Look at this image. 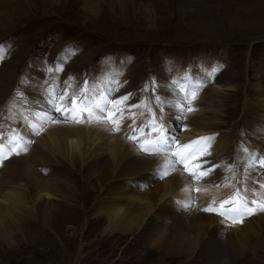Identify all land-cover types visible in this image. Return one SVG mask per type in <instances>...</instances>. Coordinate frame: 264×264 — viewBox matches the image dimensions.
<instances>
[{
  "label": "rangeland",
  "instance_id": "374dc122",
  "mask_svg": "<svg viewBox=\"0 0 264 264\" xmlns=\"http://www.w3.org/2000/svg\"><path fill=\"white\" fill-rule=\"evenodd\" d=\"M124 1L125 6L119 10L114 8L109 11L108 7H102L98 16L85 15L80 8L81 3L77 0H65L61 5L50 9L53 13L50 15H48L50 12L45 11L48 9L41 10V6L36 3L32 15L29 9H25L29 16L23 17L20 14L14 16L11 20L12 28L6 32H0V48L4 51L0 68L7 69L9 73L5 83L8 84L6 92H10L11 96L17 93L31 95L28 92L31 89L28 72L31 71L30 63L33 61L30 60H33L35 56L41 57L40 62L65 59L64 50L78 46L77 50L66 58V71L61 73L66 77L64 80H67L69 76L74 77L75 88V86H81L86 77L91 76L92 69L99 72L111 71L114 74L122 70L125 81L122 84L124 89L120 91L132 93L134 96L130 99L131 101L129 100V105L140 103L144 100V93H147V98L152 104V112L161 123L164 112L156 106L151 90L152 82L159 81L161 87L155 94L161 95L160 80L164 73L177 77L178 74L188 71L200 73L204 68L210 67L212 74L206 82L201 83L200 92L209 90L211 80L214 84L218 80L220 86L223 85L224 80L232 81V87L223 88L226 99L222 104L221 124L207 131L206 134L225 135L224 137L228 139L226 152L229 153L231 149L236 150L242 157L236 160L239 165L241 161L251 160V145H256V137L254 134L245 132V127L251 125L255 117L253 113L256 109V98L249 90L252 74L264 87V0H190L192 3H182L181 6L178 0H153L154 10L151 13L134 9L129 0ZM80 59L85 61L81 67H78L75 63ZM33 64L36 68L41 67L39 64ZM34 71L36 70L32 68V72ZM94 73L98 72L94 71ZM47 76L49 74L43 77L44 84H39V92L45 91L49 85L60 84L56 77L48 79ZM259 76L263 77L259 78ZM20 83L23 85L21 86ZM184 85L180 84V86ZM170 87L176 86L171 83ZM146 88L149 89L148 92L145 91ZM11 89L16 93H11ZM56 91H62V89L57 87ZM246 95L250 98L248 100H251L252 107L250 105L246 107L247 104L244 102ZM6 97L7 95L0 98L6 101L0 108V133L3 135L13 127L14 123L7 118L11 107L7 105L9 98ZM131 110L135 117L140 118L141 123L153 119L148 116L150 112L146 107ZM125 113L127 114V107ZM54 116L59 120L64 115L54 113ZM182 125L181 122L179 126L182 127ZM172 129L177 130L174 127ZM42 134L43 131L40 130L37 137ZM173 136L179 139L180 133H174ZM8 138L15 142L10 136ZM30 144L32 146L34 142ZM4 146L7 154L9 151L12 152L10 157L0 162V167L6 169L13 158L16 160L21 158H15L18 154L14 153L15 148H11L12 145L4 144ZM244 148L249 149V154H243ZM259 152H264V148L259 149ZM223 161L230 166L233 163L231 159ZM223 161L219 162V166ZM64 163L60 165L61 169L66 170L62 178L70 180V188H64V191H71V185H73L82 193L87 186L86 180L81 173L76 172V167ZM102 167L103 165L101 170ZM49 174L57 175L51 172ZM220 176L221 174L218 173L215 178L219 180ZM231 181L232 179L221 183L230 187L235 185L230 184ZM159 182L156 183L159 184ZM110 183L108 181V184ZM239 183L237 182L236 185ZM134 186L139 192L151 190V188L145 190L139 184ZM193 186L194 183L188 190L189 195H178L173 200H166V203L172 205L170 207L173 209L187 204L188 208L184 207L186 211L201 213L202 208L206 209L210 206L208 204L220 205L228 197L212 194L205 198L204 189ZM243 188L239 191L244 192V201L250 207L256 208V205L251 204L252 200L264 202L262 191L260 193L261 189L245 191ZM193 189H199L200 194H197L199 198L197 200L192 199L196 192ZM83 197L77 196L81 204L79 207H74V202L62 204L61 208H65L66 211L53 216L48 229L34 223V220H23L19 233L13 231L9 241L0 242V264L263 263V258H260L262 256L246 251L234 255L233 250L228 249L225 251L224 258L210 259L202 250L195 251L189 257L164 256L150 249L138 236L133 240L128 235L118 232L111 236L104 233V222L98 221L99 216L91 210L94 202H97L95 195L89 194L86 200ZM195 205L197 207L192 210L191 208ZM255 215L264 216V211L256 208V211L246 218L250 219ZM228 254L231 255L229 258Z\"/></svg>",
  "mask_w": 264,
  "mask_h": 264
},
{
  "label": "bare ground",
  "instance_id": "6f19581e",
  "mask_svg": "<svg viewBox=\"0 0 264 264\" xmlns=\"http://www.w3.org/2000/svg\"><path fill=\"white\" fill-rule=\"evenodd\" d=\"M64 1L0 0V32H6L12 28L11 20L17 14L23 17L29 16V13L32 15L36 3L41 6V10L48 9L45 11L50 12ZM77 1L81 3L80 8L85 15L94 14L98 16L102 7H108V10L112 11L114 8L119 10L125 6L124 0ZM129 1L132 7H135L134 9L144 13H151L154 10L153 0H138L135 4L133 3L136 0ZM178 1L180 6L182 3H192L190 0ZM25 9H29V13ZM51 12L47 14H53ZM154 14H156L155 11ZM40 60L41 57L36 56L33 60L31 59L30 61L33 62L30 63V67L36 71L32 72L31 68V71L28 72L32 87L28 90L31 95L26 96H31L34 100H41L44 96L45 91L39 92V90L34 89L36 84H44L45 72L43 69H46L49 62H52H40ZM83 61L85 60L80 59L75 65L81 67ZM33 63L39 64L41 67L36 68ZM45 63L47 64L45 65ZM92 70L93 73L87 78L89 81L96 74H106L96 81L101 89H107L109 78L114 77L123 83L125 81L122 77V70L118 74L111 71ZM94 71L98 73H94ZM211 74L210 67H207L200 73L188 71L178 74L177 77L173 74L168 76L169 74L164 73L160 80L162 84L161 95L173 104L183 97L184 92L180 91L181 89L187 90L189 94L194 89H198L195 100L196 110L184 113L185 119L172 120L169 113L175 109L169 108L167 104L163 106L162 121L171 130V135L180 133L178 141L181 144H186L200 137H213L214 139L210 142L211 155L204 159L209 163L231 159L232 165L236 164L238 170L228 171L226 166H230V164L223 161L212 175L205 176L201 180H194L183 170V165L178 163V159L173 157L170 152L161 151L159 154L150 155L140 151L136 140L143 143L146 139L154 138L155 134L151 133L147 127H145L144 133L139 132V128L147 125L151 120L148 119V122L141 123L140 118L134 116L132 108H127L126 114L125 107L119 131H113L112 126L106 122L98 123L95 120L88 122L86 114L85 120L81 123H73L71 120L65 121L64 116L58 120L60 122L57 124L49 121L41 122L35 118L37 111L43 109L53 115L54 112H51L48 106L43 103L31 111L27 104L19 103L16 99L18 93L11 96L10 92H6L8 84L5 83L9 73L7 69L0 68V98L6 95V98H9L7 105L11 107V111L8 112L7 118L14 122L13 127L0 137V146H2L0 162L12 154L10 151L7 154L4 144L12 145L11 148H14V145L21 147L18 157H15L21 159L13 158L6 169L0 167V242L9 241L13 231L19 233L22 227L21 222L25 219L34 220V223L48 229L53 216L66 211L65 208H61L62 204L74 202V207H79L81 204L77 200V196H84V199H88L89 194H93L97 202H94L91 210L96 216H99L96 217L98 221L104 222V233L110 236L116 232L128 235L133 240L138 236L150 249L174 258L189 257L195 251L200 250L204 251L210 259L224 258L225 251L228 249L233 250L234 255L246 251L262 256L260 258H263L262 264H264V216L257 217L258 215H255L248 219L246 217L249 214H237L232 211L234 208H241L245 203L244 192L239 191L242 187L245 191L261 189L260 193L262 191V200L264 201V168L253 166L249 178L248 162L250 160L244 161L243 166L239 168L240 165L236 160L242 157L233 149L229 153L226 152L228 139L224 137L225 135L206 134L207 131L221 124L222 104L226 99L223 88L232 87V81L224 80L223 85L220 86L218 80L215 84L211 80L212 84L209 90L200 92V81L206 82ZM263 76H259V78ZM51 77H56L60 82L66 78L62 74L57 76L54 73L47 76L48 79ZM255 78L256 76L252 74L249 88L256 98V109L253 113L255 117L252 120L253 123L245 127V132L254 134L256 137V145H251V156L252 153L259 152V149L264 148V87ZM186 80L197 83L192 84ZM171 83L176 87L171 88ZM33 84L35 85L33 86ZM180 84L185 85L180 86ZM20 85L23 84L20 83ZM122 89H124L123 85L120 86L119 91ZM11 90V93H16L13 89ZM119 91L113 93V98L124 94L123 91ZM147 96L148 94L144 93L143 97ZM248 99L250 98L246 95L244 99L245 104H247L246 107L248 105L252 107L253 104ZM130 101L127 103L129 104ZM5 102L0 99V108ZM112 107V105L109 106V108ZM130 110L132 111L131 114ZM22 112L29 116V124H34L36 128H39V131H43L41 136L37 137V134H34V128L26 126L20 115ZM148 116L153 118L151 113ZM162 121L161 123H163ZM181 122L182 127L179 126ZM172 127L177 128V130H173ZM12 129L17 130L15 135H13ZM134 130H136V139H129ZM8 136L13 138L15 142H12ZM21 137L29 141L26 151L23 150ZM31 142H34L32 146ZM203 146V144L193 145V149ZM173 148L175 149V145ZM64 162L68 166L76 167V172L81 173L86 180L87 186L82 193L73 185H71V191H64V188H70V180L62 178L66 170L61 169L60 165L65 164ZM189 164L194 167L195 161H189ZM101 165H103L102 170ZM165 166H167L168 175H163ZM50 172L57 175L49 174ZM218 173L221 174L219 180L215 178ZM231 179L230 184L235 185L229 187L221 183ZM108 181L111 183L108 184ZM237 182L243 185H236ZM192 183H194L193 187L204 189L203 196L205 198L212 194H219L220 196L224 195V197L228 196L224 201L231 200L233 202L226 204L224 209H220V205L217 203L208 204L214 206L216 210L205 212L202 208L201 213L186 211L184 208L186 204L176 206L173 209L170 207L172 205L166 203V200H173L178 195H189L188 190ZM135 184H139L145 190L149 188L151 190L148 192L136 191ZM193 190L196 192L192 199H199L197 196L200 194L199 191ZM237 192L240 194L239 199L236 198ZM177 202L178 200H176V204H178ZM196 203L198 205V202ZM196 205L191 209L194 210ZM217 212H223V214H217ZM233 216L241 222L233 223L231 219ZM219 225L224 227L221 228ZM230 256V254L227 255L228 258Z\"/></svg>",
  "mask_w": 264,
  "mask_h": 264
},
{
  "label": "snow or ice",
  "instance_id": "6c2138e0",
  "mask_svg": "<svg viewBox=\"0 0 264 264\" xmlns=\"http://www.w3.org/2000/svg\"><path fill=\"white\" fill-rule=\"evenodd\" d=\"M76 48L64 50L65 59H57L55 61L49 62V66L46 69H43L45 74L59 75L66 71V58L69 54L74 53L77 50ZM4 51L0 48V60L3 59ZM106 74L100 73L96 74L91 81L85 78L81 86L73 85L74 77L69 76L67 80L61 81L59 85L52 84L45 90L44 96L41 100H34L32 97L26 96L24 93L17 94V101L21 104H27L29 110L38 108L40 103H43L48 106L51 112L61 113L64 115V120L73 123H81L85 120V114L88 122L95 120L98 123H109L112 126L113 131H119L120 125L123 120V113L125 107L127 108H139L146 107L148 111L153 116V119L145 126L139 128V132L144 133L145 127L150 129L151 133L155 134V137L152 139H146L143 143L139 140L136 142L139 144L140 151L145 154L156 155L161 151L170 152L173 157L178 159V163L183 165V170L187 172L194 180H201L205 176H210L217 171L219 162L213 161L209 163L204 158L211 155L210 142L213 137H200L194 141H190L186 144H181L178 141L177 136L171 135V130L167 128V125L164 123L158 122L156 114L152 112L151 101L145 97L138 104L129 105L127 102L132 99V93H124L118 97L113 98V93L118 92L122 81L112 77L109 78V86L107 89H101L98 87L96 81L98 78L105 76ZM55 78V77H54ZM170 80V78H169ZM203 81H200L202 83ZM114 85V86H113ZM31 88L32 85H29ZM39 84H36L34 90H39ZM60 87L62 91H56V88ZM161 85L159 81L152 82V92L154 94L153 98L156 101V106L161 108L163 111V106L167 104L169 108L175 109L169 113L170 118L175 121L185 119L184 113H190L196 110L195 100L197 98L198 89H194L189 94L187 90L181 89L180 91L184 92L183 97L173 104L171 101L166 100L163 96L155 94ZM149 89L146 88L145 91ZM99 93V94H98ZM171 94V93H170ZM70 100V103H69ZM109 105H112V108H109ZM7 106V105H6ZM115 109V110H114ZM22 118L25 121L26 126L34 128V134L39 133V128H36L34 124H29V116L25 113H20ZM35 118L37 120L49 121L52 123L60 122L58 121L53 114L46 112L43 109H40L36 112ZM42 127V123H41ZM16 129H12L13 135L16 133ZM136 130H134L133 135L129 136V139H136ZM0 133V137H2ZM21 142L23 144V150H27V144L29 141L21 137ZM203 147L193 149V145H201ZM175 145V149L173 148ZM16 154H19L21 147L19 145H14ZM0 151H2V146H0ZM243 154H249V149L244 148ZM264 152H255L252 153V159L248 162L249 169V178L250 172L253 166L264 167ZM189 161H195L194 167L190 166ZM244 161L240 162V166H243ZM228 171H233L236 167V164L231 166H226ZM167 166H165V171L163 175H168ZM247 183V182H246ZM199 191V189H196ZM236 198H240L239 192L236 194ZM233 201H224L220 204V209H224L225 205L232 203ZM252 205H256V208L264 211V203L259 201L252 200ZM188 206L187 204L185 205ZM256 208L250 207L247 202L243 204L241 208H234L232 211L237 214H253L256 211ZM205 211H215L214 206L210 205L208 208L204 209ZM217 214H223V212H217ZM233 223L241 222L235 216L231 217Z\"/></svg>",
  "mask_w": 264,
  "mask_h": 264
}]
</instances>
